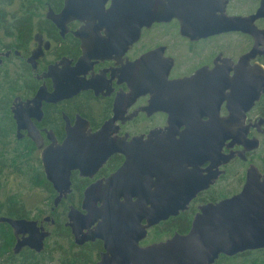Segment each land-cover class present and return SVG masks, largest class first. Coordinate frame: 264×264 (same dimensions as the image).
Listing matches in <instances>:
<instances>
[{
    "label": "flooded vegetation",
    "instance_id": "1",
    "mask_svg": "<svg viewBox=\"0 0 264 264\" xmlns=\"http://www.w3.org/2000/svg\"><path fill=\"white\" fill-rule=\"evenodd\" d=\"M115 1L12 0L6 19L10 26L0 28V226L12 239L4 254L13 260L3 257L0 264H18L17 259L28 256L31 264H70L71 252L98 264L107 253L105 243L78 244L68 215H86L85 192L98 182L106 184L124 168L138 172L140 164L132 162L127 146L153 129L175 133L170 139L156 138V175H148L146 186L127 179L138 195L110 200L107 206L118 217L110 227L128 229L130 219H139V209L159 206L156 195L189 184L202 188L186 209L146 228L138 241L141 248L188 234L200 208L239 194L249 171L262 180L264 0H196L195 9L186 12L185 26L166 16L142 26L127 47L123 41L129 27L116 12L109 14ZM19 22L26 25L24 35H19ZM104 45L109 49L100 53ZM56 79L62 94L79 90L54 99ZM78 120L87 123L91 134L106 126L109 155L97 166L84 164L85 175L71 170L69 188H56L47 179L45 151L62 146L67 129ZM186 131L189 137L180 136ZM117 181L103 190L107 197L120 191ZM144 193L146 201L138 203ZM176 218L183 222V233L170 226ZM2 219L33 222L36 237L46 235L42 249L22 246L15 252L29 234H16ZM99 222L100 217L89 230ZM145 225L142 219L139 226ZM259 251L264 249L245 252ZM240 254H220L213 264Z\"/></svg>",
    "mask_w": 264,
    "mask_h": 264
},
{
    "label": "water",
    "instance_id": "2",
    "mask_svg": "<svg viewBox=\"0 0 264 264\" xmlns=\"http://www.w3.org/2000/svg\"><path fill=\"white\" fill-rule=\"evenodd\" d=\"M195 2L196 0H116L112 3L109 14L114 15L116 12L129 27V31L124 33L128 38L123 41V46L127 47L137 40L142 26L164 20L166 16L177 18L180 25L185 26V20L189 16L186 12L195 9ZM57 19L58 17L55 21ZM107 49L109 47L104 45L99 52H106ZM96 56L100 57L99 54ZM86 58L91 59L92 56ZM54 87L52 94L54 99L61 96L69 97L79 90H73L74 87L66 89V93L62 94L57 88V79ZM174 133L171 128L153 129L145 139L144 136L134 137L127 147L132 153V162L140 164V167L136 168L138 172H135L134 167L124 168L112 179L106 180V184L98 182L85 192L83 207L86 215L78 214L76 211L69 213L68 226L78 244L94 239H100L105 243L107 253L101 255L98 264H213L220 254L233 257L245 251L264 249V175L260 181L255 170L248 172L245 185L239 194L216 204L202 206L192 222L190 231L184 236L175 235L165 242L146 248L138 245V241L145 236L146 228L186 209V205L196 195L197 190L202 188L190 189V184L188 188H177L175 191L156 195V204L159 206L139 209V219L136 221L130 219L128 229L118 231L110 227L109 222L118 219L114 217L111 206L109 208L107 206L110 200L115 201L123 197L125 201H129L132 196L138 195L139 191L133 192L132 188L128 187L127 179L137 180L139 184L143 183L142 186H146L148 175H156V138L170 139ZM180 136L190 135L186 131ZM110 140L106 126L91 134L87 130V123L78 120L73 128L67 129V137L62 146L45 151L47 179L56 188L63 186L68 189L70 171L77 169L81 175H85L84 164L89 163L93 166L100 164L109 155L107 148L112 144ZM117 144L123 147L122 142ZM142 146L145 148L144 152ZM178 150L185 154V149ZM50 159L53 161L52 164H49ZM113 179L118 180L117 187L120 191L110 192L107 195L112 197H107L103 190ZM146 194H143L145 200L140 198L137 202L146 201ZM151 195L153 196L152 193ZM98 201L103 203L101 208H96L95 204ZM133 209L135 208L131 207L127 211ZM99 217L102 218V222L93 230H89L88 227ZM142 219L146 220V225L141 227L139 225ZM2 221L13 227L16 234L24 231L29 234L28 238L18 242L15 252L22 246L37 251L42 249V240L46 235L39 234V237H36L32 228L33 222L10 219ZM84 228L88 229L87 233L80 235ZM137 233L139 234L136 235Z\"/></svg>",
    "mask_w": 264,
    "mask_h": 264
},
{
    "label": "trees",
    "instance_id": "3",
    "mask_svg": "<svg viewBox=\"0 0 264 264\" xmlns=\"http://www.w3.org/2000/svg\"><path fill=\"white\" fill-rule=\"evenodd\" d=\"M11 4H12V0H0V28L7 25L10 26V24L6 22V19L8 17L7 12L11 9L12 6ZM19 19L22 18L19 17ZM19 23H20L19 35L26 34V25L24 24V22H19ZM182 220L183 221L185 220V216L182 218ZM179 221H180L179 218H176L174 220L172 219L170 226L172 228H176L179 231V233H183L184 231L181 229L183 228L182 227L183 222L179 223ZM188 227L189 225H187L186 229H188ZM11 242L12 239L8 235L7 231L4 229L3 226H0V259H3V261H4L3 257H5L7 260L8 259L13 260V258H11L10 256H6L4 254L11 247ZM68 256H71V258L74 261V263L71 262L70 264H88L89 262V259L85 258L84 256L78 257L77 255L72 254V252ZM29 257L30 256L24 259H17L16 263L18 262V264H31L32 259ZM4 264H9V263L4 262ZM61 264H69V263L62 260ZM216 264H264V252H260V251L244 252L235 258L223 257V259L219 260V262H217Z\"/></svg>",
    "mask_w": 264,
    "mask_h": 264
},
{
    "label": "rangeland",
    "instance_id": "4",
    "mask_svg": "<svg viewBox=\"0 0 264 264\" xmlns=\"http://www.w3.org/2000/svg\"><path fill=\"white\" fill-rule=\"evenodd\" d=\"M138 131H143V129H137Z\"/></svg>",
    "mask_w": 264,
    "mask_h": 264
}]
</instances>
